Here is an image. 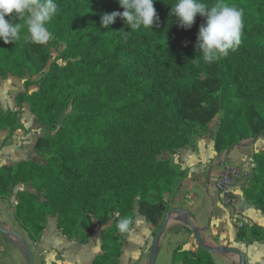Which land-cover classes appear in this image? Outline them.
Returning <instances> with one entry per match:
<instances>
[{
    "label": "trees",
    "instance_id": "1",
    "mask_svg": "<svg viewBox=\"0 0 264 264\" xmlns=\"http://www.w3.org/2000/svg\"><path fill=\"white\" fill-rule=\"evenodd\" d=\"M56 2L48 42L30 43L26 27L16 43L0 40V77L29 75L25 90L15 97V110L4 111L0 102V130L20 127L24 104L38 123L48 126L72 100L78 112L56 136L37 138L35 149L49 156L46 164L26 160L0 165V196H10L18 184L34 188L19 192L16 207L28 243L42 236L49 216L58 218L64 235L80 242L89 239L94 220L111 224L92 264H121L128 235L118 231V219L131 215L135 221L139 212L160 227L169 212L165 193L180 186L185 175L169 160H157L163 150L174 154L194 145L219 114L217 152L264 133V0H228L244 13L241 43L212 63L197 51L199 31L191 35L190 28L171 26L176 21L168 0H156L159 21L153 30L136 31L119 17L109 28L102 27L103 13L124 10L118 0ZM61 42L66 46L59 59L66 64L55 60L49 65L51 50ZM151 122L156 132L147 126ZM177 124L187 128L170 133ZM196 127L203 131L196 133ZM123 134L129 145L119 151L114 138ZM254 163L243 192L264 211V152L254 154ZM237 237L264 240V227L239 228ZM179 263L215 261L203 249L177 250L172 264Z\"/></svg>",
    "mask_w": 264,
    "mask_h": 264
},
{
    "label": "crops",
    "instance_id": "2",
    "mask_svg": "<svg viewBox=\"0 0 264 264\" xmlns=\"http://www.w3.org/2000/svg\"><path fill=\"white\" fill-rule=\"evenodd\" d=\"M12 76L0 78L15 81ZM15 77L19 78L16 81L19 88L11 96L7 110L16 109L15 97L25 90L24 81L27 78ZM0 85L1 90L8 87H2L1 82ZM36 88L30 87V92L36 91ZM24 115L32 118L31 127L23 121ZM34 116L29 105L24 104L19 114L20 127L12 133L9 129L0 130V164L34 160L28 157L39 156L35 149L39 123ZM216 134V130L204 132L194 145L185 146L173 154L174 161L187 172L178 194L168 206L169 222L159 241L156 264H172L173 254L177 250L198 252L201 248L195 238L196 230L201 233L204 244L214 248L237 247L246 257L245 264H264V240L237 237L241 228L238 222H244L248 227H264V211L247 199L243 192L247 177L255 168L254 154L264 152V133L245 138L222 152L215 150ZM229 166L239 169L229 188L228 195L235 199L232 203L227 202L226 194L217 186ZM22 190L31 191L32 188L30 185L18 184L10 196H0V222L7 231L0 229V264H29L23 245V241H29L28 232L16 216L18 195ZM57 224L58 218L49 216L42 236L37 242L30 243L36 264H92L102 253V236L108 225L94 220L89 239L80 242L64 235ZM155 228L143 215L136 213L132 236L126 237L123 246L121 264L149 263ZM98 240L100 250L96 251ZM136 244L139 246L137 250L134 248ZM213 258L215 264H240L239 255L223 250L213 253Z\"/></svg>",
    "mask_w": 264,
    "mask_h": 264
},
{
    "label": "clouds",
    "instance_id": "3",
    "mask_svg": "<svg viewBox=\"0 0 264 264\" xmlns=\"http://www.w3.org/2000/svg\"><path fill=\"white\" fill-rule=\"evenodd\" d=\"M122 12L103 13L101 25L109 28L117 17L124 20L130 31L151 29L158 24L159 15L154 7L156 0H118ZM170 17H175L181 28L189 29L197 15L205 18L197 37V51L207 63L227 56L241 43L243 10L228 0H175L170 5ZM56 0H0V40L5 44L16 43L23 28L27 29L30 43L44 44L52 39L49 30L51 20L58 14ZM14 14V15H13ZM11 16L12 19L6 17ZM23 21L20 22L14 21ZM127 35L129 31H121ZM117 215H119L117 213ZM134 218L125 215L118 219L116 227L121 234L132 236ZM99 240L96 251H99Z\"/></svg>",
    "mask_w": 264,
    "mask_h": 264
},
{
    "label": "rangeland",
    "instance_id": "4",
    "mask_svg": "<svg viewBox=\"0 0 264 264\" xmlns=\"http://www.w3.org/2000/svg\"><path fill=\"white\" fill-rule=\"evenodd\" d=\"M175 2V0H168L167 3H171L173 4ZM207 2V1H206ZM205 23V18L204 17H201L200 15H197L196 17V20H195V23L193 24V26L188 30V33L193 35L195 34L196 32L199 31V28L201 26V24ZM172 27H174L175 29H178V30H187L185 28H181L178 24V22L174 23V24H171ZM66 44L64 42H61L59 45H57L56 47H54L52 50H51V57H50V61H49V65L50 63L54 62L55 60L58 61V63L62 66H64L66 64V61H63L61 59H59V56L61 54V51L65 48ZM13 78L12 79H15L14 80H11V78H0V82L2 83V87L8 85V87L5 89V90H1L0 89V102L3 104V107H4V110L7 111L6 108H8L9 106V103H10V98L11 96L13 95L14 92H16L19 88V85H18V82L17 79L19 78H16L15 76H12ZM29 75H27L25 78H28ZM35 79L38 80L40 79V76H35ZM15 83V84H13ZM1 86V85H0ZM34 87H37L36 89H39V86H34ZM1 88V87H0ZM32 89H35V88H32ZM13 103H14V100H13ZM78 112V109L75 107V105L73 104V100L70 101L69 105L67 106V108L65 109V111L60 115V117L58 118L57 122L54 123L52 126H48V125H42L39 123V125H37V135L40 137V136H56L65 126V121L66 119L73 115V114H76ZM35 118V116H34ZM220 118H221V115H217L214 120L207 125L206 129H205V132H208L209 130H216V133L218 131V127L220 125ZM36 119V118H35ZM23 121L28 124L30 127L31 125L33 124L32 123V118H30V116H26L24 115V118H23ZM147 126L149 128H151L152 130H154L156 132V129H154V124L153 122L151 123H148ZM187 127L183 126V125H173L171 126V130H170V133H174V132H181V130L183 129H186ZM196 133H201L203 130L200 129V127H196L195 130ZM13 131H11L12 133ZM197 135V134H195ZM129 139H126L125 138V135H120L118 136V138H114V148H116L118 146V149L119 151H123V144H127L129 145ZM188 146V145H187ZM137 149V144L136 143H132V151H135ZM39 153V152H37ZM175 154V153H174ZM39 156L37 157H28L29 159H34L32 161H35L37 163H41V164H46L47 161H48V155H43V154H38ZM157 160L159 161H164V160H169L171 163H173L175 166H177L179 168V170L182 172H185V175L184 177L180 178L181 180V183H180V186L178 185H175L173 187H170L169 188V191L165 193V196H164V199L166 200V203L167 205L169 206L170 202L173 201V199L176 197V195L178 194L179 190H180V187H181V184H182V181L183 179L185 178L186 176V170L181 168L173 159V153H170L169 151L167 150H163L158 156H157ZM22 161H26V160H22ZM21 162V161H19ZM17 162V163H19ZM17 163H14V164H17ZM1 165V164H0ZM10 165V164H9ZM179 180V181H180ZM29 186V185H28ZM31 188H32V192H34V188L32 187V185H30ZM139 196V195H138ZM111 224H108V227L110 226ZM238 227L240 226L239 224H237ZM241 228L245 227V224L243 222V226H240ZM159 229V227H156L155 228V233L157 232V230ZM28 243V242H27ZM30 245V243H28ZM138 244H136L134 246V248L137 250L138 248ZM151 252H152V249H151Z\"/></svg>",
    "mask_w": 264,
    "mask_h": 264
},
{
    "label": "water",
    "instance_id": "5",
    "mask_svg": "<svg viewBox=\"0 0 264 264\" xmlns=\"http://www.w3.org/2000/svg\"><path fill=\"white\" fill-rule=\"evenodd\" d=\"M169 217H170V212H167L165 215V218L163 220L162 225L159 227V229L155 233L154 241H153V245H152V252H151L150 260H149L148 264H156L157 257H158L159 241H160L162 234L164 233V231L167 228V225L169 222ZM189 224L194 230H196L195 225L191 221H189ZM0 229L3 232H7L5 230V228L2 226L1 222H0ZM195 238L197 240L199 247L203 250H206L210 253H218L219 250H223L227 253H236L240 257V264L246 263V257L244 255V253L237 247H220V248L210 247V246L203 243L201 233L197 230L195 231ZM23 245H24V248H25L27 255H28V258H29V264H36L35 258H34V255H33V252H32L30 245L26 241H23Z\"/></svg>",
    "mask_w": 264,
    "mask_h": 264
},
{
    "label": "built area",
    "instance_id": "6",
    "mask_svg": "<svg viewBox=\"0 0 264 264\" xmlns=\"http://www.w3.org/2000/svg\"><path fill=\"white\" fill-rule=\"evenodd\" d=\"M238 172H239V169L237 166H229L217 183V186L220 189V191L226 194L227 202L229 203H232L235 201V199L228 194H229V188L231 186L233 177L236 174H238ZM238 224L240 226H243V222H238Z\"/></svg>",
    "mask_w": 264,
    "mask_h": 264
}]
</instances>
